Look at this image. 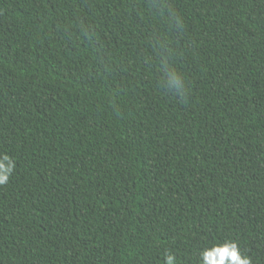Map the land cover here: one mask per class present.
<instances>
[{
    "label": "trees",
    "instance_id": "trees-1",
    "mask_svg": "<svg viewBox=\"0 0 264 264\" xmlns=\"http://www.w3.org/2000/svg\"><path fill=\"white\" fill-rule=\"evenodd\" d=\"M229 243L264 264V0H0V264Z\"/></svg>",
    "mask_w": 264,
    "mask_h": 264
},
{
    "label": "clouds",
    "instance_id": "clouds-1",
    "mask_svg": "<svg viewBox=\"0 0 264 264\" xmlns=\"http://www.w3.org/2000/svg\"><path fill=\"white\" fill-rule=\"evenodd\" d=\"M167 86L168 87H174V88H176V90L178 92H181L182 91V77L179 74L175 73L174 71L169 73ZM223 248H228V250L231 249V251H228V254H226V255H221L220 251H219L218 255L220 257V260L217 262V264H223L225 257H230L232 261L236 262V264H249L248 258L247 257L241 258L238 254V250L235 248L234 245H232L230 243L225 244L221 248V250ZM233 253L235 254V257H236L234 259L232 258ZM168 264H173L172 257L168 258Z\"/></svg>",
    "mask_w": 264,
    "mask_h": 264
},
{
    "label": "snow or ice",
    "instance_id": "snow-or-ice-1",
    "mask_svg": "<svg viewBox=\"0 0 264 264\" xmlns=\"http://www.w3.org/2000/svg\"><path fill=\"white\" fill-rule=\"evenodd\" d=\"M228 251H229L228 248H223L222 250H220V254L226 255V254H228ZM232 258L233 259L236 258L234 253L232 254Z\"/></svg>",
    "mask_w": 264,
    "mask_h": 264
}]
</instances>
